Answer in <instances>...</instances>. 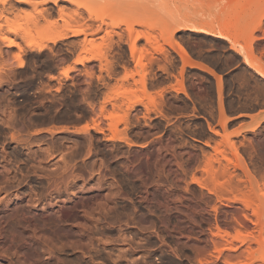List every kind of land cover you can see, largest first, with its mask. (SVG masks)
I'll return each mask as SVG.
<instances>
[{"label":"rangeland","instance_id":"obj_1","mask_svg":"<svg viewBox=\"0 0 264 264\" xmlns=\"http://www.w3.org/2000/svg\"><path fill=\"white\" fill-rule=\"evenodd\" d=\"M77 1L90 10L81 8L79 19L66 2H59L62 15L45 20L37 17L38 5H20L5 25L17 35L11 36L3 26L2 34L7 33L20 48L0 42L4 53L0 64L5 65L0 73V116L9 114L7 126L0 121V144L17 174L11 190L17 195L30 190L40 195L48 180L71 171L69 192L100 183L116 197L114 211L106 217L112 226L104 221L101 226L110 230V240L117 239L121 227L125 238L147 257L140 264H149L148 260L159 264L164 258L173 264H194L193 248L173 240L170 227L176 215L167 212L171 220L162 226L153 187L148 189L152 203L147 208L137 201L131 185L123 182L125 172L118 164L128 157L138 174L148 176L157 167L163 173L169 162L174 172L184 174L197 196L204 191L200 185L211 182L209 168L216 170L224 158L232 159V145L245 170L259 180L264 166V120L251 131L247 128L254 124L251 117L264 111V78L235 49L264 66V0ZM180 22L207 23L227 38L181 29L167 37ZM80 26L89 42L85 50L77 45L83 35L51 41ZM137 34L148 40L140 37L133 42ZM17 54L22 68L16 66ZM89 55L96 59L91 63L93 76L85 79L82 67L74 62ZM72 67L66 75H58ZM76 73L79 81L86 82L84 103L73 89ZM84 127L88 129L81 130ZM94 127L102 128L105 137ZM9 132L32 150L9 146ZM156 148L163 157L155 156ZM145 159H150L152 174ZM59 188L65 197L64 186ZM163 227L169 232L165 234Z\"/></svg>","mask_w":264,"mask_h":264},{"label":"bare ground","instance_id":"obj_2","mask_svg":"<svg viewBox=\"0 0 264 264\" xmlns=\"http://www.w3.org/2000/svg\"><path fill=\"white\" fill-rule=\"evenodd\" d=\"M59 2H66L73 6L76 19L82 17L81 8L90 13V10L77 0H39L38 4H34L31 0H4L0 8V42L7 48L20 49L18 44L11 40L7 34L10 32V35H17L15 31L7 27L9 25L7 22L8 16L16 13L18 6L38 5L37 17L45 20L53 18L55 14L62 15L64 7L59 5ZM218 3H216L217 8ZM6 24L7 26H5ZM3 26L7 28H4V31L7 30V33L4 32L7 37L2 34ZM177 29L227 38L222 32L203 22L176 23L166 34L167 37H171ZM79 35H83L84 38L77 45L85 50L89 42L85 37L84 26L67 29L66 32L57 34L51 41L54 43L57 40ZM140 37L148 40L146 36L137 34L132 41L135 42ZM230 45L234 47L236 44ZM40 50L41 48H38V51ZM180 51L184 57L187 55L183 48H180ZM235 51L242 57L246 65L264 78L263 65L258 62V64L253 63L247 52L245 53L240 48ZM3 54L0 49L1 60ZM14 59L16 66L22 68L23 61L20 55L17 54ZM95 59L96 56L89 55L74 62L82 67L81 73L85 79L93 76L91 63ZM4 70L5 65L1 63L0 73ZM72 70H74L73 67L61 70L58 75H66ZM79 77L80 75L77 76L76 73L77 81L73 83V89L79 94L78 101L84 103L86 99L82 91L86 88V82L79 81ZM88 106L91 111H94L93 107ZM0 117L2 124L7 126L9 114ZM251 118L254 124L247 128L249 131L255 129L264 120V113ZM87 129L88 127H84L81 130ZM93 129L105 137L102 128L94 127ZM7 135L9 146L17 145L24 152L32 150L29 145L21 143L15 133L9 132ZM112 139L116 140L117 138ZM119 140H123V138ZM108 146V144H104V148ZM230 147L233 154L232 159L224 158V163L219 162V167L216 170L214 167V169L209 168L211 184L207 183L209 186L200 185L205 192L200 190L197 192L198 194L195 193L197 196L191 191L190 182L186 181L183 172L181 171L182 175H180L176 173V170V172L172 170L168 162L170 157L167 159L168 164L163 173H160L163 169H159L160 172H157L158 167L156 166L154 174L148 176L147 174L145 176L138 174L132 166L134 164L128 162V157L118 164V168L125 172L123 182L127 187L131 185L130 190L134 189L137 201L147 208H150L152 203L151 198L149 199L148 189L153 187L152 190L159 197V201L156 203L157 208L162 212L160 217L162 226H168L171 220L167 219L170 217L168 214L173 212L176 215L175 223L172 226L171 223V227L169 226L174 237L173 240L176 243H182L184 247L193 248L192 261L194 264H264V166L259 180H256L242 166L235 148L232 145ZM154 150H156V157H163L159 153V149ZM0 152L2 156L0 159V195L4 197L0 200V264H109L110 262L112 264H140V261L147 258L140 255L139 249L137 250L139 246L136 247L133 240L125 238L122 229L119 230L121 227L118 228L117 239L110 240V230L101 226L103 221L105 225L110 226L106 217L113 213L116 205V197L102 184L98 183L93 187L69 192L67 189L68 178L72 173L68 171L59 178L48 180L47 188L40 195H36L33 190L17 195L11 190L17 183V174L9 165L3 144H0ZM29 155L32 154L29 153ZM144 157L148 158L147 155ZM114 158L115 156L111 155L109 160L113 161ZM15 160L22 163L16 157ZM145 160L146 165H144L149 170L151 165L148 159ZM151 164L155 165L153 162ZM23 166L26 167L27 162H24ZM33 169V167H29V171ZM148 170L147 173H149ZM22 178L24 180L25 177ZM130 178L132 181H129ZM61 184L65 188V197L59 191ZM167 212L169 213L167 214ZM168 229L165 228V234L166 231L169 232ZM148 262L155 264L152 260H148ZM159 264L173 263L170 259L164 258Z\"/></svg>","mask_w":264,"mask_h":264},{"label":"crops","instance_id":"obj_3","mask_svg":"<svg viewBox=\"0 0 264 264\" xmlns=\"http://www.w3.org/2000/svg\"><path fill=\"white\" fill-rule=\"evenodd\" d=\"M262 113H264V111H263ZM262 113H261V114H262ZM259 115H260V114H259Z\"/></svg>","mask_w":264,"mask_h":264}]
</instances>
